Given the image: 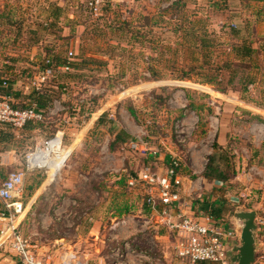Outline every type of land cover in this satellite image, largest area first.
Instances as JSON below:
<instances>
[{"label": "rangeland", "instance_id": "obj_1", "mask_svg": "<svg viewBox=\"0 0 264 264\" xmlns=\"http://www.w3.org/2000/svg\"><path fill=\"white\" fill-rule=\"evenodd\" d=\"M199 36L210 40L208 51L202 50ZM243 39L260 52L236 73L231 50ZM262 45L264 1L108 0L95 13L87 0H0V81L18 96H0V104L28 107L36 88L44 90L48 101L42 120L30 122L26 129L0 126L1 179L25 171L27 156L63 133V154L76 139L81 142L54 179L44 170L28 175L26 207L36 204L50 216L56 214L63 197L46 203L49 190L74 196L70 198L77 205L72 208L78 211L97 206L115 192L119 204L128 198L144 206L146 189L129 181L158 167L155 160L144 159L147 154L131 149L132 142L141 138L158 154L179 159L182 175L188 171L184 155L206 168L210 149L218 143L219 166L228 172L229 189L220 193L206 181L198 184L204 191L189 194L185 204L196 215L193 206L215 196L226 206L223 218L234 223L237 209L255 211L264 205V189L246 191L237 181L244 167L264 168ZM60 60L73 62L74 69L65 73L57 68ZM47 65L57 69L47 74ZM112 128L131 139L116 142ZM191 176L185 189L189 181L197 183V176ZM27 216L20 232L29 235ZM50 222L49 229L37 224L41 238L66 237L64 221ZM140 240L146 242L145 236ZM148 240L139 247L161 255L154 264H170L160 240ZM171 241V254L176 255ZM0 253V264H18L7 246Z\"/></svg>", "mask_w": 264, "mask_h": 264}, {"label": "built area", "instance_id": "obj_2", "mask_svg": "<svg viewBox=\"0 0 264 264\" xmlns=\"http://www.w3.org/2000/svg\"><path fill=\"white\" fill-rule=\"evenodd\" d=\"M90 9L98 13L108 0H87ZM73 57V52L69 53ZM70 58L69 60H71ZM51 62L48 61V64ZM70 62L64 66L63 71H70ZM51 74L52 69L46 70ZM41 113L36 111H17L9 102L0 104V124L10 125L14 128L23 129L30 122L42 120ZM63 133H58L54 138L45 142L44 146L38 148L34 153L27 156V167L25 171L14 172L2 180L0 176V249L8 246L19 257L20 264H55L41 257L33 250L32 244L25 239L20 228L24 222V215L29 207L24 202L26 180L30 173L35 171H52L48 169L42 159L32 158L36 153H45L49 149L59 148L53 152L52 157H58L63 147ZM131 149L143 152L150 151L149 143L143 139L132 142ZM66 163V162H65ZM65 165V164H64ZM180 160L173 158L171 168L164 173L153 172L147 168L137 178L129 181L130 186L140 183L146 189L144 206L149 209L158 229L168 232L173 238L176 256L188 264H233L228 256V237L223 225L208 216L205 212L193 214L188 211L185 204L184 193L188 190L193 194V183L188 182L185 189V178L180 173ZM48 172V173H49ZM237 181L242 189H264V168L257 166L242 170L237 176ZM75 206L76 202L73 203ZM256 262L264 263V205L256 209ZM129 251L132 256L137 257L139 253L129 246L123 244L113 249L119 259L124 261V251ZM60 264H87L82 261L77 252H69L61 256Z\"/></svg>", "mask_w": 264, "mask_h": 264}, {"label": "crops", "instance_id": "obj_3", "mask_svg": "<svg viewBox=\"0 0 264 264\" xmlns=\"http://www.w3.org/2000/svg\"><path fill=\"white\" fill-rule=\"evenodd\" d=\"M263 46L264 45H262V47ZM80 142L81 139L78 138L70 148H68L67 150L64 149L63 164H65L69 156L73 153ZM136 151L147 154L143 156L145 160H155V165L158 167L157 172L159 173H164L169 168L170 163L173 159L168 153L165 155L158 154L159 151H156V149L152 148L151 146L150 151L148 152H143L140 150ZM168 151L172 155H175L173 153V150ZM214 152V146H212L208 156H211ZM194 161L195 160L193 158H189V156L184 155L183 165L184 167L186 166L188 171H186L183 176L187 179H189L191 175L197 176V183H193V191L197 193L200 191H204L203 187L198 188V184L206 183L207 180L203 176L206 168L204 166L198 167ZM49 174L53 179L56 177V175L51 171L49 172ZM133 177L137 178L136 176ZM213 184L215 188L219 189V185H217L216 183ZM117 194H119V192H115L108 199H100L97 203V206L95 207H86L83 208V210L78 211L72 208L73 206H75L73 203L76 202L73 201L75 199L70 198L72 195L65 196L60 190H49L47 200H45L46 203H53L55 199L63 197L61 201L62 205L54 210L56 214H53V216L47 214L45 210L42 209V207H40L39 205H31V207L28 208L25 213V217L28 215L27 219L29 220L31 229L29 235L28 233H23V231H21L22 236L31 242L33 250L36 253H38L41 257L54 262L55 264H60L61 256L64 254H68L69 252H77L81 260L86 262L87 264H154L155 260L161 257V255L158 256L156 253H154L155 250L151 249V247H139V245L142 243H146L147 245L149 241L148 236H152L153 238L156 237L158 240H160L159 242L163 245H161L160 247L165 254L166 260H168L170 264H188L187 262L178 259L175 254H171L172 251L170 250V248L172 241L168 232L164 229L157 228L156 223L152 218V214L147 211V208L143 206V204H139L138 201L128 202V198L126 200L123 198L124 200L122 204H119L120 200L118 199V197L120 194ZM104 195L108 194L104 193ZM188 195L189 192L187 190L184 193V199H186ZM98 196H100V194H98ZM199 196H201V194ZM217 201L218 200L215 198V196L213 199H211V202ZM71 208L73 210H71ZM192 210L198 215L199 212H205L202 203H196L193 206ZM250 211L254 210L241 208L237 209V211H234V223L228 224L225 219L221 221L214 220V222L224 225L223 228L226 231V237H228L227 248L229 249V252L235 247L240 246L242 224L236 219V215L240 212ZM50 219H52V221L54 222L64 221V227L62 228V230L64 229V234H66V237H54V239H52L51 241L44 240L40 237L41 235H39V228H37V224L40 222L39 225H42V229H49V223H51ZM231 224L234 225L233 228L230 226ZM25 226L23 227L24 230ZM56 230L57 234L61 235V233L58 232V228H56ZM143 236H145L146 242L140 240L141 238L143 239ZM123 244H129L130 248L132 247L133 250H136L139 255L137 257L132 256L129 251L125 250L124 256H126V258L122 262L121 259L113 254V249ZM0 256H2V253H0ZM13 262H18V264H20L19 257L16 253ZM156 262H158V260ZM254 264L264 263L255 262Z\"/></svg>", "mask_w": 264, "mask_h": 264}, {"label": "trees", "instance_id": "obj_4", "mask_svg": "<svg viewBox=\"0 0 264 264\" xmlns=\"http://www.w3.org/2000/svg\"><path fill=\"white\" fill-rule=\"evenodd\" d=\"M252 1L263 2L264 0H252ZM61 11H62L61 8L57 9V18H59ZM200 40L203 43L202 50L208 51L210 48L209 46L211 44L210 40H207V39L202 38V37H200ZM261 51L264 52V46H263V49ZM176 52L177 51L174 52L175 55H176ZM231 52L235 56L234 57L235 62H234V64H231V68L233 69V67H234V69H235L237 67V70H234L233 72L238 73L239 68H243V66L245 67L246 65H248L249 60H251V62L253 61L252 59L254 58V56L256 54H258L260 52V49L254 48L253 43L250 42L248 39H243L238 44H234L232 46ZM192 54L193 55L197 54L196 49L194 51H192ZM208 54H211V53L208 52ZM68 63L69 62L66 60L64 62H62L60 60L56 67L57 68H60V67L63 68L64 66H67ZM74 66L75 65L73 62H71L69 64V67L71 70L74 69ZM56 67H53L51 65H47L46 68L44 69V71H46L48 68L55 69ZM228 68H230V65ZM152 72H153L154 79H158V76L160 75V74H158L159 72L155 68L152 69ZM65 73H69V72L65 71ZM6 83L7 82H5V81H3V82L0 81V96L6 97V98L18 97L17 95L13 94V91L10 88L4 87ZM29 99L31 101V105L28 107L27 106H18V105H14V106L12 105V106L17 111H22V112L23 111H36L38 113H42L43 112L42 109H44V107H46V105L48 104L46 94H45L44 90H42L41 88L40 89L36 88V90L34 89L33 92H31V94L29 95ZM104 118H105V116L103 115L99 119V124L103 122ZM0 126L8 127L9 125H1L0 124ZM26 128H27V126L25 127V129ZM111 132L113 133V136H115V141L118 143H124L127 140L131 139L130 136L126 132H124V131L123 132H117L116 128H114V129L112 128ZM113 146H115V143H113ZM221 147L222 146H220L218 143H215V145H214L215 152L211 156H209L208 164L206 166V170H205L204 175H203L207 181L212 182V183H216L217 185H219V189H220L219 191L220 192H222V190H228L229 189L226 186L227 182L229 181L228 172H226V170L221 169V167L219 166V164L221 163L220 160H222V156H220L218 154V152H216V149H221ZM171 166H172V162L170 163L169 168H171ZM231 166H233V165H231ZM202 205H203V209H204L205 213L208 216H210L213 220H215V221L224 220L223 215L225 214V212H227V210H226L225 204L222 201L218 200L217 202H211V201L204 200V202H202ZM147 211L149 212L148 208H147Z\"/></svg>", "mask_w": 264, "mask_h": 264}, {"label": "water", "instance_id": "obj_5", "mask_svg": "<svg viewBox=\"0 0 264 264\" xmlns=\"http://www.w3.org/2000/svg\"><path fill=\"white\" fill-rule=\"evenodd\" d=\"M256 218L257 212H240L236 219L242 224L240 246L228 253L233 264H254L256 262Z\"/></svg>", "mask_w": 264, "mask_h": 264}, {"label": "bare ground", "instance_id": "obj_6", "mask_svg": "<svg viewBox=\"0 0 264 264\" xmlns=\"http://www.w3.org/2000/svg\"><path fill=\"white\" fill-rule=\"evenodd\" d=\"M59 151V148H54L53 150L52 149H49V151H45V153L43 154H40L38 155L36 153V155L32 158V163H34L35 159L36 158H39V159H42V161L46 164L45 166L52 170L51 172L53 174H55L56 176L59 175L64 167V164H63V151L62 149H60V153L59 156L56 158H53L52 157V153L53 152H57Z\"/></svg>", "mask_w": 264, "mask_h": 264}]
</instances>
